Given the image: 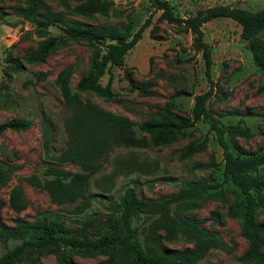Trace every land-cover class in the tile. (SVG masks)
<instances>
[{"label":"rangeland","instance_id":"374dc122","mask_svg":"<svg viewBox=\"0 0 264 264\" xmlns=\"http://www.w3.org/2000/svg\"><path fill=\"white\" fill-rule=\"evenodd\" d=\"M82 2L75 0H34L37 10L34 20L17 13L18 8H30V0H0V124L13 119H27L31 127L21 131H7L0 136V161L12 168L10 179L0 186L1 221L5 226L20 223L32 224L44 216L59 215L66 226L75 231L76 220H86L93 215L105 219L118 205L120 196L128 187L136 189L142 200L160 199L172 195L181 184L193 180L221 182L223 149L216 134L204 122H197L187 130V136L169 146L148 147L141 150L116 149L103 168L89 182L87 198L92 204L79 212L83 199L57 203L39 184H31L26 177L45 179L46 166L55 165L45 160L43 134L45 124L50 127V155L58 156L66 149L68 134L64 104L58 77L68 67L73 68L71 86L89 71L93 49L84 41L69 39L64 46L51 53L44 62L30 63L31 54L45 39L63 32L57 26L44 27L49 18L59 16L67 21L83 24L95 30L116 33L136 32L150 20L142 39L128 53L120 68H113L112 91L114 100H104L96 93L83 94L101 109L117 116L127 117L135 124L162 114L171 117H191L196 95L206 93L211 84L205 77V64L201 53L193 48V35L177 24H170L154 11L147 0H111L107 15H81L76 10ZM180 18L194 16L201 10L218 5H239L254 10L264 9V0H170ZM205 41L212 47L214 94L208 106L224 124H237L239 120L251 127V138H229L235 146L246 151L264 148V73L252 60L241 38V27L231 19L218 18L203 26ZM107 74L100 82L108 84ZM170 110V111H169ZM208 138L207 149L190 158L180 160L183 150L193 142ZM137 157L146 166L145 171L129 175H114L116 158ZM218 166L199 168V165ZM76 172L71 164L58 166ZM196 168V169H195ZM264 172V168H263ZM22 184L27 206L17 211L11 204L12 190ZM104 189H109L104 191ZM264 196V190L262 192ZM237 200L234 187L224 186L216 195L201 198L185 215L204 220L206 229L217 232L228 250H212L197 264H251L241 257L247 250L242 237V219L228 214ZM258 222H264V208L257 210ZM162 246L173 251L191 248L194 242L178 235L168 239L164 231ZM17 242L12 241L10 247ZM5 248L0 245V255ZM264 252V243L263 249ZM77 264H107L112 251H85L68 249ZM55 251L33 254L24 258L23 264H58ZM37 258V261L35 259ZM134 256L120 252L114 264H133Z\"/></svg>","mask_w":264,"mask_h":264},{"label":"trees","instance_id":"16d2710c","mask_svg":"<svg viewBox=\"0 0 264 264\" xmlns=\"http://www.w3.org/2000/svg\"><path fill=\"white\" fill-rule=\"evenodd\" d=\"M30 8H18L17 13L34 20L37 4L30 0ZM82 2L83 0H75ZM154 11L162 12L161 17L170 24H177L193 35V48L202 54L205 64V77L211 84L206 93L196 95L191 117H171L157 114L153 118L135 124L127 117L117 116L101 109L83 94L94 92L104 100H114L112 91L113 68H120L125 63L128 53L142 39V34L150 20L136 32L123 34L95 30L83 24L67 21L59 16L49 18L44 27L57 26L63 32L41 42L31 54L30 63H41L61 48L69 40L84 41L93 49V60L89 71L71 86L73 68L68 67L58 77L64 104L68 110L66 131L68 142L66 149L58 156L50 155V127L45 124L43 134L45 160L55 165L46 166L45 179L37 176L26 177L31 184L45 188L53 201L57 203L75 202L83 199L79 212L91 207L87 198L88 182L103 168L110 154L116 149L141 150L148 147L169 146L187 136V130L197 122H204L209 130L216 134L223 149L222 181L209 180L186 181L172 195L160 199L142 200L136 189L128 187L120 196L117 206L111 209L105 219L93 215L86 220H76L77 230L66 226L59 215L44 216L32 224L20 223L15 227L5 226L0 216V245L5 251L0 255V264H23L24 258L32 259L33 254L55 251L58 264H77L68 253V249L85 251H112L107 264H114L120 252L134 256L133 264H197L212 250H228L223 238L215 231L204 227V220L188 217L190 210L201 198L216 195L224 186L234 187L236 202L229 207L228 214L242 219L241 234L247 242V250L241 257L245 263L264 264V222H258L257 210L264 208V148L246 151L240 146L235 152L229 138H251L254 133L244 120L237 124H224L209 108V100L214 94L212 68L214 65L212 47L205 41L203 26L218 18H227L241 27V38L247 50L252 54L254 65L264 73V9L254 10L239 5H218L197 12L194 16L180 18L174 12L170 0H147ZM112 5L111 0H88L77 7L81 15H107ZM109 75L108 84L100 86L101 80ZM170 111V110H169ZM31 127L27 119H13L0 124V136L7 131H21ZM208 138L189 144L182 152L180 160L190 158L207 149ZM71 164L79 171L70 172L58 166ZM218 166L199 165L197 169ZM195 168V169H196ZM146 166L138 162L136 156L116 158L114 175H129L145 171ZM13 170L0 161V186L4 185ZM109 189H104L108 191ZM12 206L21 211L27 201L22 184L11 192ZM2 205L0 204V213ZM164 231L168 239L178 235L190 238L194 245L181 251H173L162 246L160 232ZM12 241L17 242L10 247ZM37 261V258L35 259ZM33 264H38L34 262Z\"/></svg>","mask_w":264,"mask_h":264}]
</instances>
